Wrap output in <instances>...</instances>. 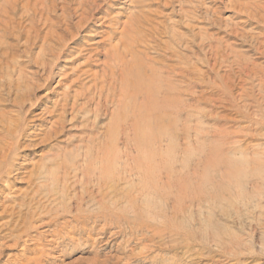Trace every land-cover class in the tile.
<instances>
[{"label": "rangeland", "instance_id": "obj_1", "mask_svg": "<svg viewBox=\"0 0 264 264\" xmlns=\"http://www.w3.org/2000/svg\"><path fill=\"white\" fill-rule=\"evenodd\" d=\"M7 1L0 0V170L10 154L12 161L11 171L0 178V240L6 242L0 264L7 258L9 264H264V0H108L95 12L106 11L108 20L99 25L102 20L95 17L79 31L72 26L78 20L72 12L71 22L61 21L62 0H56L47 14L51 23L36 20L30 34L23 7L35 0ZM67 2L74 6V0ZM141 12L144 18L132 32L135 50L142 61L148 64L145 53L170 72L172 96L179 98L175 127L155 134L161 141L160 169L172 180L187 178L188 196L195 192L209 201L195 204L191 215L183 201H174L170 191L175 189L167 184L163 198L153 191L137 195V211L145 213L139 215L142 225L155 224L151 215L162 220L160 241L151 231H132L123 218L106 219L100 212L68 218L63 228L50 232L56 226L44 225L46 216L30 217L32 198L40 197L64 156L84 149L89 136H95V144L109 122L108 115L94 119L88 100L93 90L87 88L103 67L106 48L120 45L125 20L130 23ZM117 142L122 147V140ZM137 146L140 152L133 155L144 156L137 161L145 173L150 165L145 157L154 145L149 136ZM139 178L133 182L141 185ZM153 213L160 214L157 220ZM167 216L177 231L173 236ZM135 231L141 233L132 235Z\"/></svg>", "mask_w": 264, "mask_h": 264}, {"label": "bare ground", "instance_id": "obj_2", "mask_svg": "<svg viewBox=\"0 0 264 264\" xmlns=\"http://www.w3.org/2000/svg\"><path fill=\"white\" fill-rule=\"evenodd\" d=\"M146 1L149 0H145V2ZM55 2L56 0H35L34 2L29 1L24 5L23 15L28 19L27 23L29 24L30 28H28L27 32L29 34L33 31L36 32V23H34L36 20L44 21L42 22V25L47 21L48 24L49 22L51 23V20H48L47 14L54 11ZM101 2L105 3L106 6L110 4H107L109 2L108 0H74V6H70L72 8H69V3L67 2V0H62V5L60 3V6H62V17L60 16L61 21H64V23L71 22L70 17L68 16L72 12V14L75 15V18L78 19L75 21V23L72 22L74 24L72 26L74 27V29H78V31L81 27H85L90 19H93L95 17L98 20H102L99 23L97 21V23L101 25L105 22V20H108L105 15L106 11L99 12L98 15L95 14V12H97V9L101 5ZM8 3L9 0L7 1V4ZM140 8L141 7H139V10ZM149 8L147 9L149 10ZM184 12L185 11H182V13ZM142 17L144 18V15L141 12V15L133 16V18L131 17L132 19L129 18L130 23H128V18L125 20V23L126 21L128 22L126 23L127 26L125 28V24H123L124 35L122 36V38H120V41L122 43L119 41L121 46L117 42V44L114 43L116 45L111 44L110 48H106V58L105 60L103 59L104 61L103 63H101L103 64L101 65L103 67L101 68V70L98 69L100 70V72H96L94 74L92 70L94 82L93 84L88 86L87 89L92 88L93 90L90 98L88 99L93 103L91 104L93 105V108H91L94 114L93 117L97 120L100 114H103L104 116L108 115L110 118L109 122L105 124L103 132H101L100 136L97 137V142L93 144L95 136H89L87 139L88 143L85 144L84 149L79 146L77 147V151L74 156H64L61 162L58 164L57 168L53 171H50L47 183L46 185H44V189L40 192V197L38 199H36V197L32 198L33 205H31V207L29 206V214H31L30 217H35L36 215H39V217L46 216L47 220L49 219V221L44 225H48V227L52 225L56 226L55 228H53L54 230H51L50 232H55V229L60 227L63 228L68 222V218H72L73 220L80 217V214L87 215L86 213H94L95 215H97V213L99 214L100 212L106 219H112L113 216L114 218H118V220L123 218L128 227L131 228V230L136 228L137 230L145 229L146 231H151L149 233L152 234V237L154 238L155 236V238L160 241L161 239L163 240L164 237H162L161 234L159 235L157 233L163 232L160 226L164 224L162 220L159 222L154 221V217L150 214L151 222H154L155 224L150 223V227L148 225H142L145 224V222L142 223V221H140L139 215L141 216L145 213L142 214L137 211L139 205L137 195L149 194V191H153L156 196L163 198L165 190H167V184L169 188L174 187L175 189L170 191L175 195L174 201H176L177 204H179V200L183 201V207L190 211L191 215L194 212L193 207L195 204L199 207H202L203 201H209L206 197H204V199H200V195L195 192H191L192 195L188 192V196L185 193L186 186L183 183V181L185 182L187 178H181L180 175L176 177L174 175L175 178L174 180H172L171 173H163V171L160 169V162L163 156L160 149L161 141L159 142V137L156 136L163 130L169 132L175 127V119L178 114L177 108L175 106V100H179V98L172 96V94L174 93V89L171 84L170 72L166 69H163L162 67L160 68L153 65V63L157 62L158 60L153 57H147L143 52L142 53L148 61V64L142 61V58L140 59L139 51L135 50L134 42L137 41V34L134 33L135 31L137 33L136 27L143 19ZM63 26L64 29H67L68 27L66 25ZM47 27L48 25H46V28ZM69 29H72L71 26H69ZM74 29L72 31H74ZM72 31L70 33H72ZM90 31L95 32L96 29L91 28ZM106 31L107 30L103 31V33ZM152 32H155L153 28ZM57 33L60 32L58 31ZM62 37L63 35L58 36L60 41L63 40L61 43L62 45H64L65 39H60ZM166 44L169 43L166 42ZM147 47L153 48V45L147 44ZM166 49L171 50L172 47L167 45ZM55 51L53 53L54 59L59 57L60 50L58 52ZM47 66L49 67L50 71L51 64L49 63ZM174 69L175 67H170L171 72L175 74ZM70 115L71 117L73 116L72 114ZM164 121L166 122V124L164 123ZM143 125L145 126L143 127ZM24 127L25 124L23 122L18 129L19 134L23 131ZM158 129H160L159 133L157 131ZM149 136L154 147L150 151L151 154L145 157L149 160L150 165L146 166L147 172L143 173L144 165H141V160H137L143 158L144 156L141 155L138 157L135 154L133 155V151L135 150L137 153H139L140 150L137 148V145L144 143V141H147V139H149ZM119 140H122V147H119L117 145V141ZM110 144H115V148H112ZM14 149V147L11 149V152L13 151V157L14 155H16V150ZM10 157L8 155L3 161L5 167L0 170V178L4 172L7 173L11 171L9 167H11L10 164L12 158ZM151 157L152 161H154L153 159H155L156 161L152 163L150 159ZM154 165L156 167L154 168V170H152V166ZM198 169L199 168L197 165L194 166L191 170V175H197V173L199 172L197 171ZM151 173H153L151 176L144 175ZM139 176V180L140 182H142L141 185L139 184V181L138 183L133 182V180L135 178L137 179ZM186 176H189V173L186 174ZM161 178L166 179L165 181H163ZM145 180L147 182H145ZM198 186L200 187V184H198ZM175 205L176 203H172L171 205L172 213H175ZM177 209L179 208L177 207ZM130 212H132L133 214L131 217H128V214ZM153 215L156 217V220L158 216H160L159 213H153ZM147 216L149 215L147 214ZM166 219H170V229L168 228L169 235L177 232H174V230L171 229V227L173 226L171 218L167 216ZM45 231H47V228L45 229ZM139 232L135 231L131 232V234L133 235ZM8 236H14L13 230L9 231ZM171 236H173V234ZM191 237L192 236H188L186 237V239H189ZM14 240L16 239L14 238L13 242ZM220 242L221 241H218L216 245L221 246L220 244H218ZM5 243V241L0 240V255L1 248L5 246ZM10 261V258H7V260H5L3 264H9Z\"/></svg>", "mask_w": 264, "mask_h": 264}]
</instances>
